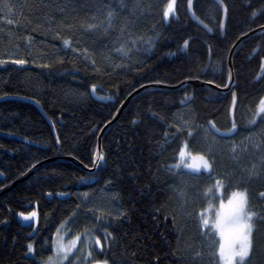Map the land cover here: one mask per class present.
I'll list each match as a JSON object with an SVG mask.
<instances>
[{"label": "trees", "instance_id": "1", "mask_svg": "<svg viewBox=\"0 0 264 264\" xmlns=\"http://www.w3.org/2000/svg\"><path fill=\"white\" fill-rule=\"evenodd\" d=\"M166 2L0 0V59L8 61L0 65V95L11 97L0 100V189L53 157H71L91 167L99 131L133 89L144 84L176 85L199 79L225 87L231 46L241 35L264 25V0H222L227 8L223 34L219 21L224 11L213 0H193V12L203 25L190 19L187 0H175L176 15L165 22ZM109 11L113 13L110 24ZM65 38L78 48L76 53L64 48ZM185 40L189 41L186 47ZM121 47L127 56L119 51ZM262 56L264 30L234 52V85L228 92L192 84L174 91H144L103 134L105 167L98 165L87 174L69 161H53L1 196L0 264H40L52 252V233L62 220L72 217L78 204L66 228L68 236L89 230L104 244L103 225L108 224L112 233L103 251L91 249V261L186 264L178 253V233L184 224L176 216L173 194L179 186L176 174L184 169L172 166L181 144L190 146L203 126L215 133L209 121L220 131L231 127L232 91L238 93V130L231 136L255 131L264 122V114L256 113L264 96V76H258ZM17 58L27 63L10 62ZM45 63L48 68L42 66ZM92 85L96 95L112 99L93 96ZM18 97L38 101L51 125L34 104ZM183 111L189 114L186 123L178 119ZM254 117L255 123H249ZM102 189L112 197L113 212L82 199L84 193L95 196ZM228 191L225 184L222 195ZM60 192L65 195L57 196ZM33 208L38 213L36 225H22L18 213ZM118 208L126 217H116ZM29 241L34 245L31 256ZM256 263L264 264V256Z\"/></svg>", "mask_w": 264, "mask_h": 264}, {"label": "snow or ice", "instance_id": "2", "mask_svg": "<svg viewBox=\"0 0 264 264\" xmlns=\"http://www.w3.org/2000/svg\"><path fill=\"white\" fill-rule=\"evenodd\" d=\"M221 5V8L224 11V16L221 17L219 21V26L223 34V30L225 29V18L227 15V8L222 3V0H218ZM188 11L193 13V17L195 18V13L193 12V0H187ZM4 7H8L6 4ZM8 11L11 12V8H8ZM176 15L175 9V0H167V3L163 7V19L168 21L170 16ZM255 15V13L253 14ZM113 13L111 11L108 12V22L109 24L112 21ZM11 23V21H9ZM89 28H92L93 25L89 24ZM207 28V25H205ZM211 31V29H208ZM65 49L71 47L70 40L65 38L62 41ZM146 44L149 49L153 47L151 40L146 41ZM189 44L188 40L184 41V46L186 47ZM73 53L78 51V48L71 47ZM123 55L127 56L128 51L121 47L119 50ZM14 65L23 66L27 63V60L24 58L11 59L10 61ZM8 63V61L4 59H0V65H4ZM44 68H48L49 64L45 63L42 65ZM261 72L258 76H264V56L261 57L260 61ZM229 80H231V71H229ZM212 81H209L211 83ZM156 83H160L157 81ZM228 87L227 84L224 85ZM135 90V89H133ZM92 94H96V85H92ZM11 98L7 93L0 95V100ZM22 98V97H18ZM98 99L110 100L112 97H101L98 96ZM238 101V93L236 91H232V101L229 107V115L233 118V122L231 127L228 128L227 132L221 133V136L228 137L233 135L238 130L237 122L235 121V109ZM33 103H38V101L33 100ZM183 103V101H182ZM257 115L264 114V96H261L259 102L256 106ZM264 120V116L261 117ZM135 123V121H133ZM249 123H255V117ZM209 124L212 125V128L219 132V129L216 128V125L209 121ZM53 132H55V126L53 125ZM182 128H177V132H182ZM175 135V134H173ZM193 135L192 131L188 132V136L191 137ZM168 136V132H165V137ZM61 144V140L59 138L56 139L55 145L59 146ZM72 155V153H69ZM178 160L175 165L172 167H180L183 165V168L188 169L187 173H177L178 176L189 175L193 179L199 180V178L207 174V176L213 175L214 170V158H210V153L205 154L201 152H192L188 150V143L184 142L179 147L178 152ZM105 160L104 153L99 149L94 150L92 154V163L94 165H100L101 162ZM35 165H33L34 167ZM87 167V165H86ZM3 175V173H0ZM225 183L223 176H217L215 178V188L210 186L205 189V198L208 199L210 196H222V192L224 190ZM48 195H51L49 193ZM57 196L65 195L63 192L57 193ZM88 193H84V196L87 197ZM115 196V193L113 194ZM264 204V191L258 192V200L255 207L249 206V196L247 188L240 189L239 187L234 188L230 194L228 195L227 200L225 201L223 198L219 199V206H215V200L209 199V203L207 207L202 208L198 213L199 216V225L201 229V233L207 235L214 234L215 237L218 238V242H213L215 244V250L213 252L214 257H218L219 264H255L254 258L257 253L259 255L264 256V206H260ZM80 205H77V209L72 214V217L66 218L62 220L60 224L57 226L56 231L52 233L53 240V248L52 251L55 254L54 256H49L47 264H63V262L67 261L68 264H79L80 257L76 256L73 252V249L77 247V242L81 239V234L77 233L73 238L64 243V231L68 227V225L74 219L76 211H78ZM159 211V210H157ZM214 212V217L212 213ZM18 216L21 217L24 221H31L33 223L38 221V213L35 209L30 212L18 213ZM116 217L124 218L126 217L125 211L117 209ZM157 219V217H153ZM167 215L165 219H167ZM173 222L175 223V216L172 217ZM108 224H104V233L105 240L104 244L101 243V238L97 236H93L95 247L104 250V245L110 243L109 237L112 236V233L108 231ZM85 247H89L88 237H85ZM34 252V245L31 241L27 243V253ZM199 255V253H197ZM92 256V252L89 251L87 256L84 257V260L87 261ZM73 257H76L73 260ZM93 264H108V261L105 260H95ZM213 264H216L215 259L213 260Z\"/></svg>", "mask_w": 264, "mask_h": 264}, {"label": "rangeland", "instance_id": "3", "mask_svg": "<svg viewBox=\"0 0 264 264\" xmlns=\"http://www.w3.org/2000/svg\"><path fill=\"white\" fill-rule=\"evenodd\" d=\"M93 96L98 97L96 94ZM182 113L181 116L178 115V119L184 123L189 114L185 111ZM214 132L216 134L213 133L210 128L203 126L193 137L191 145L188 146V150L192 152L210 153V158H214L215 161L213 175L206 176V178L201 177L199 180L193 179L189 175L178 176L177 183L179 186L173 190L176 202V216L180 223L184 224L178 233V253L180 256L179 258L186 264H213L214 259L216 264H219L218 257L213 256L215 250V244L213 242H218V238L215 237L214 234L207 235L206 237L205 234L201 233L199 225L198 213L202 208L207 207L209 199H214L215 206L218 207L219 199L223 198L226 201L228 195L234 188H247L249 206L255 207L258 192L264 190V122L257 130L237 137L221 136V133L227 131L219 130V132H216L214 130ZM179 168L184 169L183 173L189 172L188 169L183 168V165ZM217 176H223L224 183L226 187H229V191L222 196L213 195L206 199L205 189L210 186L214 189L215 178ZM190 180L197 182L192 184ZM210 181L214 182L210 183ZM82 197L84 202L91 203L94 207L108 212L114 211L112 197L106 189H102L95 196L88 194L87 197L84 195ZM33 209L36 210V208ZM212 215L214 217V212ZM18 220L22 225H36L37 223L24 221L20 216H18ZM80 234L81 239L77 242V247L73 249V252L76 256L80 257L79 264H93L94 261H91V258L85 261L84 257L87 256L88 252L95 246L94 239H92L95 235L89 230ZM63 235L64 243H67L73 238V236H68L66 229ZM86 236L88 237L89 247H85ZM51 247L53 248V240ZM197 253H199V255H197ZM28 255L31 256L32 253H28ZM54 255L52 251L49 256ZM48 257L39 263L47 264ZM261 257L262 256L257 253L254 258L255 264H258L256 262H258ZM75 259L76 257H73V260ZM63 264H68V262L65 261Z\"/></svg>", "mask_w": 264, "mask_h": 264}, {"label": "water", "instance_id": "4", "mask_svg": "<svg viewBox=\"0 0 264 264\" xmlns=\"http://www.w3.org/2000/svg\"><path fill=\"white\" fill-rule=\"evenodd\" d=\"M220 9L221 5L218 2V0H213ZM189 17L192 21H194L196 24L198 25H203V23L195 16V18L193 17V13L189 12ZM264 30V25L257 27L251 31H248L247 33L241 35L236 41L235 43L231 46L227 57H226V67H227V71L229 74V71H231V80H229V76H228V87H219L217 85H214L212 83H208V82H204L201 80H190V79H186L176 85H167V84H160V83H149V84H144L138 88H136L134 91H132L125 99L124 101L121 103V105L119 106V108L117 109V111L115 112L114 116L112 117V119L107 122L99 131L98 136H97V140H96V150L99 149L101 151V139L103 134L105 133V131L110 128L113 124H115L118 120V118L120 117L121 113L124 111V109L129 105V103L140 93L147 91V90H151V89H164V90H169V91H174L177 89H180L182 86H185L187 84H192L195 86H201V87H206L211 89L212 91L215 92H219V93H225L228 92L230 90V88L234 85V76H233V68H232V57L234 52L236 51V49L247 39H249L251 36H253L255 33L263 31ZM20 101H25L28 103H32L34 104L40 111V113L42 114V116L46 119V121L48 122L49 125H51L50 120L46 117V115L44 114V112L40 109V107L37 105V103H33L32 100H26L23 98H19ZM53 161H69L72 164H74L77 168H79L81 171L87 173V174H93L95 172V169L98 165H94L92 163L91 167H86L85 165H83L82 163H80L79 161L75 160L74 158L71 157H66V156H58V157H53L44 161L39 162L38 164H36L32 169H30L26 174H24L23 176L19 177L17 180L13 181L12 183L6 185L5 187L0 189V197L5 195L6 193H8L9 191H11L12 189H14L15 187H17L18 185H20L21 183H23L24 181H26L27 179H29L33 174H35L38 170H40L41 168H43L45 165H47L50 162ZM102 167H105V163L104 161L101 162L100 164Z\"/></svg>", "mask_w": 264, "mask_h": 264}]
</instances>
